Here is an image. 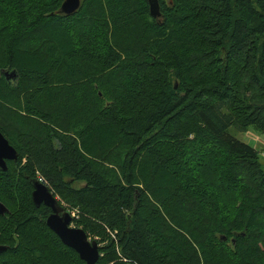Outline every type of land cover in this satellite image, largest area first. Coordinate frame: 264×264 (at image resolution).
I'll return each instance as SVG.
<instances>
[{
	"label": "trees",
	"instance_id": "16d2710c",
	"mask_svg": "<svg viewBox=\"0 0 264 264\" xmlns=\"http://www.w3.org/2000/svg\"><path fill=\"white\" fill-rule=\"evenodd\" d=\"M0 0V264H85L45 224L38 180L96 264H264V0ZM15 70L17 78L4 73ZM65 210V209H64ZM225 238V239H223Z\"/></svg>",
	"mask_w": 264,
	"mask_h": 264
},
{
	"label": "water",
	"instance_id": "95a60500",
	"mask_svg": "<svg viewBox=\"0 0 264 264\" xmlns=\"http://www.w3.org/2000/svg\"><path fill=\"white\" fill-rule=\"evenodd\" d=\"M150 16L159 17V7L157 0H147ZM81 0H64L60 6V13L71 15L80 7ZM6 79L15 80L17 74L15 70L4 73ZM17 159L16 150L9 144L6 138L0 133V170H6L7 161ZM31 199L36 207L43 205L50 210L45 224L61 241L63 245L72 249L85 264H96L99 258L98 244L94 240H89L85 232L74 226H71L72 218L64 210L58 199L49 191V189L38 180L31 182ZM7 213L6 207L0 203V215ZM225 239V238H223ZM5 247L0 246V253Z\"/></svg>",
	"mask_w": 264,
	"mask_h": 264
},
{
	"label": "rangeland",
	"instance_id": "374dc122",
	"mask_svg": "<svg viewBox=\"0 0 264 264\" xmlns=\"http://www.w3.org/2000/svg\"><path fill=\"white\" fill-rule=\"evenodd\" d=\"M229 133L233 135L236 139L254 147L259 152V162L264 170V157L261 155L264 152V136L255 131L252 128H248L245 131H237L233 127L229 128ZM62 206V205H61ZM65 211L68 209L62 206ZM90 238L89 240H91Z\"/></svg>",
	"mask_w": 264,
	"mask_h": 264
},
{
	"label": "built area",
	"instance_id": "2783aa9c",
	"mask_svg": "<svg viewBox=\"0 0 264 264\" xmlns=\"http://www.w3.org/2000/svg\"><path fill=\"white\" fill-rule=\"evenodd\" d=\"M261 155L264 157V152H262ZM66 212L70 215V217L72 218V220L74 218H77V211L75 209H68ZM71 226H73V222H71Z\"/></svg>",
	"mask_w": 264,
	"mask_h": 264
}]
</instances>
